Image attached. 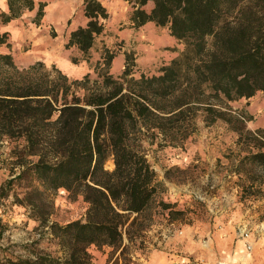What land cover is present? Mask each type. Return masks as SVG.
I'll use <instances>...</instances> for the list:
<instances>
[{
	"label": "trees",
	"instance_id": "trees-1",
	"mask_svg": "<svg viewBox=\"0 0 264 264\" xmlns=\"http://www.w3.org/2000/svg\"><path fill=\"white\" fill-rule=\"evenodd\" d=\"M126 1L135 27L153 21L184 44L158 74L136 77L135 52L124 51L125 68L114 75L110 69L118 51L107 45L93 66L96 77L81 78L56 64L48 69L40 60L19 67L11 53L0 52V146L13 144L12 164L20 169L7 184L30 182L31 190L19 201L34 209L57 247L44 250L33 241L25 246L26 255L0 264H94L91 245L120 250L125 259V235L129 243L142 238L154 223V209L168 211L169 222L184 215L174 203L157 199L164 182L145 142L183 147L199 117L205 126L224 121L238 134L245 154L233 167L244 175V198L264 184L256 173L264 170V128L248 129L254 116L231 104L264 92V0ZM8 5L0 24L34 9L35 0H8ZM45 5L40 2L34 18L38 25ZM81 9L88 22L71 31L65 47L76 46L89 62L111 14L101 0H84ZM0 44L11 47L8 32L0 33ZM108 160L112 169L105 166ZM34 182L47 191L64 188L72 198L82 196L89 205L85 219L49 220L53 200L49 210L40 209L33 196L43 192Z\"/></svg>",
	"mask_w": 264,
	"mask_h": 264
},
{
	"label": "rangeland",
	"instance_id": "rangeland-1",
	"mask_svg": "<svg viewBox=\"0 0 264 264\" xmlns=\"http://www.w3.org/2000/svg\"><path fill=\"white\" fill-rule=\"evenodd\" d=\"M24 11L28 13V9ZM34 18L29 15L23 18L24 38L17 46L14 57L20 67H23L20 61L22 56L32 51V40L26 34L39 30L37 29L39 25L34 22ZM164 28L161 29V37L163 44H166L169 32L167 27ZM50 34L52 36L48 38L50 41L63 40L60 36L54 38L57 35L54 27L50 28ZM113 40L110 39L107 45L105 39L97 38L90 50L89 62L83 61L86 73H91L92 77H96L93 66L100 60L104 45L118 51V54L124 51H134L137 64L136 77H139L142 72L148 75L158 74L160 67L166 62L164 56L168 53L167 51L174 49L163 45L161 46L162 52L156 56L150 50L142 49L143 54L140 58L134 44L130 43L126 46L123 41ZM147 43L143 42L144 45ZM179 46L178 48H184L183 43L179 42ZM73 57L79 59L78 63L83 60L82 55ZM51 65L47 64L48 69H51ZM124 68L125 61L121 64L112 62L110 71L114 75H119ZM85 74L76 72L75 75L81 78ZM75 75L69 76L75 78ZM258 94L264 100V93ZM239 102L245 104L243 100ZM262 119H264V108L259 109L256 117L249 124L247 123L248 129L255 130L256 126L264 125ZM196 127V132L189 137L183 147L171 145L159 147L157 143L145 142L146 148L149 149V158L158 177L164 182V192L170 188L173 191L171 200L166 201L174 203L177 210L184 211V215H179L172 225L163 216L164 212L161 208L154 209V223L143 233L142 238L129 243L125 235L124 244H129V252L125 259L119 257L120 250L109 246L98 248L96 245H91L88 250L94 264H154L156 253L164 256L172 253L173 250L184 253L180 245L174 241L170 243V238L178 236L182 230L189 228H191L192 240L197 241L201 246L200 249L205 251L209 257L206 261L200 260L201 263L198 264H264V184L257 187L254 195L244 198L242 189L244 175L237 174L233 167L238 155L245 154V151H242V145L237 143L238 134L221 120L211 126H205L202 117H199L196 120ZM214 144L218 146L217 152L211 150ZM29 158L34 159L32 156ZM16 160L13 144L4 141L0 146V262L6 258L26 255L25 246L33 241L39 242L37 248L49 251L57 249L50 241L51 235L47 232L48 228L40 226V221L33 216L34 209L19 201L25 198L27 192L31 190L30 182L22 179L11 186L7 184L9 179L19 173V167H13L12 164ZM112 162V160L106 162L107 169L113 168ZM256 173L264 177V170L257 169ZM32 184L43 192L33 196L38 201L40 209L49 210V200L51 198L53 200L49 220L66 224L73 220L85 219L89 205L82 196L72 198L64 188L51 192L45 190L37 182ZM236 188L238 193L235 192ZM161 196L160 193L157 199ZM221 216L231 217L230 234L232 238L238 239L239 229H247L252 233L255 244L248 261L238 260L230 263L231 258L228 257L230 251L226 252L225 248L217 245L218 243L214 240L212 242L211 239H214L215 232L224 225V222H219ZM241 239L245 244L246 240L243 237ZM209 241L212 244L208 245Z\"/></svg>",
	"mask_w": 264,
	"mask_h": 264
},
{
	"label": "crops",
	"instance_id": "crops-1",
	"mask_svg": "<svg viewBox=\"0 0 264 264\" xmlns=\"http://www.w3.org/2000/svg\"><path fill=\"white\" fill-rule=\"evenodd\" d=\"M83 1L84 0H35L34 9L28 10V13L24 11L20 17L12 19L8 23L0 24V33L8 32L9 42L11 43V47H8L6 44H0V52L11 53L15 57L17 46L20 45L22 38H24L25 25L23 18L26 15H29L32 18L35 17L39 9L40 2H43L46 4L44 8L45 13L41 20V23L37 27V29L39 30H36L35 32L30 31L26 34V36L32 40V51L30 50L31 53L26 56H22L20 60L22 62V66L26 67L40 60L45 62L46 64H56V66H58L68 75L74 76L76 72L85 74L87 70H84V60H81L80 63H74L72 61V56L82 55L79 49L76 46H71L70 48L65 47L71 31L77 29L79 26H86L88 22V18L84 15L81 9ZM101 1L107 7L111 14L110 18L105 23L106 29L104 33H102L98 37L99 39H105V43H107V45H109L110 39L111 41H114L113 39L123 41L126 46L132 43L135 45V49L138 52L137 55L139 54L140 58L143 54L142 49L150 50L154 53V56H156L162 52L161 46L167 45L166 47H173L174 49L172 51H167L168 53L166 54V56H164V58L166 59V62H164L165 64L176 57L179 54V51L183 49L178 48L179 40L172 36L169 30L168 38L166 40L167 43L163 44L164 41L161 37V29L165 28L157 25L153 21H149L141 27H135L133 21L131 20V13L133 8L128 1ZM152 6L153 2L150 1L146 5V8H151ZM0 12H9L8 0H0ZM52 27H54V30L57 33L54 38H58L60 36L63 38L62 41L55 42L48 39L49 37H52L50 34V28ZM143 42L148 43L144 45ZM122 61H125V54L123 52L119 53L115 57L113 63L121 64ZM78 77L79 75H75V78ZM260 92L262 91H259L258 93ZM258 93L251 98L244 97L239 100H235L231 102V104L235 108L245 109L255 118L256 112L259 109L264 108V100L261 96H259ZM241 100L245 101V104L239 102ZM251 121L252 120L247 121V123L249 124V122ZM259 127H264V125L261 124L256 126L255 128ZM217 148L218 146L214 144L212 145L211 150L217 152ZM202 153L205 154V151L202 150ZM223 181L225 182L226 180ZM235 192L238 193L237 188L235 189ZM161 194L162 196L160 197V199H163L165 201L171 200L173 191L170 188L167 192H162ZM176 201L178 200L176 199ZM234 213L236 214V212ZM163 216H165L166 220H168V212H165ZM219 219V222H224V225L215 232L214 239H211L212 242L214 240L216 243H218L217 245L225 248L226 252L230 251V255L228 256L229 258H231L230 263H235L238 260L248 261L251 257V254L248 255L247 250L245 249V244L240 237V232H237V240L235 238H232V235L230 234L231 217L228 216V218H225V216H221ZM174 222L175 221L169 223L174 225ZM190 229L191 228L182 230L178 236H174L172 239L170 238V243H173L174 241L176 244L180 245V248L182 249V251H184V253L178 252L176 250H173V252L170 251L172 253L167 254V256L156 253L153 263L198 264L201 263L199 261L202 259L205 261L208 260V254L200 249V244L197 241L192 240V232H190ZM208 243V245L212 244L210 241ZM245 257L248 258L243 259Z\"/></svg>",
	"mask_w": 264,
	"mask_h": 264
},
{
	"label": "built area",
	"instance_id": "built-area-1",
	"mask_svg": "<svg viewBox=\"0 0 264 264\" xmlns=\"http://www.w3.org/2000/svg\"><path fill=\"white\" fill-rule=\"evenodd\" d=\"M240 235L245 241V247L248 252H251L254 249L255 239L252 237V233L247 229H240Z\"/></svg>",
	"mask_w": 264,
	"mask_h": 264
},
{
	"label": "bare ground",
	"instance_id": "bare-ground-1",
	"mask_svg": "<svg viewBox=\"0 0 264 264\" xmlns=\"http://www.w3.org/2000/svg\"><path fill=\"white\" fill-rule=\"evenodd\" d=\"M112 167H114V163L112 162ZM247 253H248V255H250V252H248L247 251ZM248 257H245V258H243V259H247ZM232 263V262H231Z\"/></svg>",
	"mask_w": 264,
	"mask_h": 264
}]
</instances>
